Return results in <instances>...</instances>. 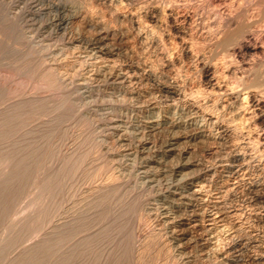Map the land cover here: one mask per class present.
I'll use <instances>...</instances> for the list:
<instances>
[{
	"label": "rangeland",
	"instance_id": "rangeland-1",
	"mask_svg": "<svg viewBox=\"0 0 264 264\" xmlns=\"http://www.w3.org/2000/svg\"><path fill=\"white\" fill-rule=\"evenodd\" d=\"M112 1L109 0L111 11L107 0H0V264H264V160L244 161L240 157L251 149L253 152L255 146L248 145V139L238 143L227 136V141H218L226 145L208 144L209 151L204 145L183 144L181 148L192 152L191 157L200 163L199 168L192 169L190 181L181 182L182 176L178 174L168 173L170 177L164 178L163 170V180L159 177L156 180L160 181L150 183L143 177L142 148L149 146L147 149L153 155L168 134L152 136L143 131L136 135L134 130L138 122L149 116L147 100L156 96L159 82L171 81L170 77L181 67V74L184 70L190 73L187 77L195 75L193 79L189 77L193 81L190 82L184 74L190 92L197 89L194 81L200 77L197 64L192 63L194 59L185 55L182 62H176L177 53L172 51L176 44L170 33L140 27L138 21L145 22L144 7L169 8L176 25L183 27L181 16L193 13L192 8L196 10L198 4H203L200 12L205 16L206 27L211 23L212 28L217 26L216 14L232 12L231 8L238 13L244 8L248 19L262 14L264 41V0H224L226 4L223 0ZM116 7L121 15L114 10ZM121 10L129 13L124 12L128 20ZM90 22H94V27ZM140 32L143 39L138 36ZM161 33L166 34L158 38ZM147 35L152 36L148 39ZM100 41L105 48L116 51L113 64L118 71L132 65L133 69L139 68L129 84L134 83L127 86L130 90L93 80L100 62H106L93 52L98 47L94 44ZM171 44H175L173 49ZM165 48H169L167 54ZM145 66L150 67L148 71ZM150 73L161 80H157V85ZM86 78L89 89L82 86ZM122 89L128 94L124 98ZM167 99L163 98L159 105L167 108L174 104ZM144 107L145 111L141 109ZM121 119L127 121L126 126L135 123L129 134L125 133L129 144L120 142L119 135L110 128L112 122ZM252 152L249 156H254ZM127 153L130 158L125 157ZM168 164L163 162L162 167ZM190 184L198 193L192 196L191 203L171 196L174 190L187 192ZM202 210L207 218L202 220V228L193 230L192 239L201 238H194L193 243L191 237L183 235L184 228L169 226L170 220L178 224L183 218L203 213ZM179 237V241L175 239ZM34 243L37 249H32Z\"/></svg>",
	"mask_w": 264,
	"mask_h": 264
},
{
	"label": "bare ground",
	"instance_id": "bare-ground-1",
	"mask_svg": "<svg viewBox=\"0 0 264 264\" xmlns=\"http://www.w3.org/2000/svg\"><path fill=\"white\" fill-rule=\"evenodd\" d=\"M96 1V0H95ZM100 1V0H99ZM102 1H106V0H102ZM109 2V0H107ZM112 0H110L111 2ZM115 1V0H114ZM112 1V2H114ZM121 0H119L118 2H120ZM123 1V0H122ZM127 2V0H125ZM135 2L134 0H130ZM171 1V0H170ZM193 1V0H192ZM199 1V0H197ZM227 1V0H226ZM223 0L222 3L226 2ZM237 1V0H236ZM244 1V0H243ZM109 2V4H111ZM148 2V1H147ZM158 2V1H157ZM161 2V1H160ZM177 2V1H175ZM196 2V1H194ZM203 2V0H202ZM105 3V2H104ZM115 3V2H114ZM123 4V2H121ZM120 3V4H121ZM132 3V2H131ZM130 3V4H131ZM146 2H144L145 4ZM152 3V2H151ZM150 3V4H151ZM156 3V2H155ZM162 3V2H161ZM211 2L208 3V5H210ZM240 3V2H239ZM242 3V2H241ZM250 3V2H249ZM119 3H116L117 6ZM125 4V2H124ZM127 4V3H126ZM129 4V3H128ZM158 4V3H157ZM163 4V3H162ZM182 4V2H181ZM185 6H189L187 5L188 3H185ZM190 6L193 5L192 3H189ZM226 4V3H224ZM258 4V3H257ZM108 6V3L106 4ZM115 5V4H114ZM113 5V6H114ZM139 5V4H138ZM141 5V4H140ZM148 5V4H147ZM228 5V4H227ZM242 5V4H241ZM243 5H245L243 3ZM249 5V4H248ZM253 5V4H252ZM259 5V4H258ZM56 6V5H55ZM145 6V5H143ZM142 6V7H143ZM161 6V4H160ZM165 6V5H164ZM184 6V4H183ZM218 6V5H217ZM230 6V5H229ZM236 5H234L235 7ZM246 6V5H245ZM251 6V5H250ZM57 7V6H56ZM111 11L113 9L112 4H111ZM124 7V6H122ZM129 7V6H128ZM141 7V8H142ZM193 7V6H192ZM223 7V6H222ZM231 7V6H230ZM233 7V5H232ZM240 7V6H239ZM238 7V9H239ZM243 7V6H242ZM258 7V6H257ZM260 7V6H259ZM115 8V7H114ZM118 7H116L117 10ZM121 9V7H119ZM125 8V7H124ZM140 8V7H139ZM146 9V11L143 9L144 16L145 17V22H139L140 23V27H146V29L148 30L149 28H155L156 30L159 29V31H165L170 33L169 35H171L173 41L176 44L175 50H172L174 52L177 53V55H174V57L176 56V62H182L181 59L182 57H187V58H191L194 59L192 61V63L197 64L196 67H198L197 73H200V77L199 79H196L194 81V87L197 88L196 90H192L190 92H188L187 88L190 86H187L189 83L187 82V80L189 79V77L191 79H193L192 77H194L195 75L191 74V76L187 77L188 73L184 70H182L184 73L181 74V70L182 69L180 67V69L176 68L177 65H175L176 70L178 69V72L176 73L175 76L170 77L171 81H168L167 83H160L159 82V91L157 92V94L159 93V96L154 95V97H152L153 99L147 100L149 101V105H147L150 109H148V113L149 116L146 117V120L142 121V122H138V126L134 129L137 132L136 135L141 134V132L143 131H148L149 134H159V133H167L168 135L166 136L167 138L165 139L164 142H162L161 144L162 147L160 148V150L155 151V153L152 155H150L149 150L145 147V145L142 148V155L144 157V167L142 168L144 170L143 172V177L144 178H148L147 180L150 183H155L156 181H160V180H156L159 177H167L169 176V174L172 176V174H178L181 175L183 180H180V178L178 180H180L181 182H183L184 180L187 181L189 180V178L192 176V169L198 167L199 168V161H197L196 159L191 157V153L189 152L188 149H183V147L181 148V146L184 144H197L198 145H204L203 147L206 148V146H210L208 144H214L216 142H220L222 140H224L227 137H230V139L235 140L236 142L239 143L240 140L242 141H247L248 139V145H254L255 149H253L254 151V156H249V153L252 152V149L250 152H248L247 155L240 156L243 158V160H248V159H257L259 162H262L264 160V41L262 40V35H263V31L261 30V24L263 23V19H260L262 14L259 16V18L256 19L254 17V19H251V17L248 19V16L244 12V8H242L240 12L238 13H234L233 8L232 12H227L229 10L226 11L225 9V13L222 14H216V23L217 26H215L214 28L213 25L210 27H206V23H205V19H203V13H201L200 11H202L203 8V4H198L197 8H195L196 10H194V8H192V12L193 13H189L184 15L182 17V20L184 22V26L183 27H179V25L177 26L175 23L174 14L168 13V9H165L166 7H164V9H161L162 7H156V8H151L149 9L148 6L144 7ZM148 8V9H147ZM184 8V7H183ZM187 8V7H186ZM206 8V7H205ZM216 8V7H215ZM225 8V7H224ZM228 8V6H227ZM236 8V7H235ZM234 8V10H235ZM126 9V8H125ZM132 9V7H131ZM181 9V8H180ZM179 9V10H180ZM207 9V8H206ZM222 9V8H221ZM230 9V8H229ZM256 9V8H255ZM124 10V9H122ZM121 10V11H122ZM128 10V9H127ZM185 10V8H184ZM187 10V9H186ZM191 10V9H190ZM205 10V9H204ZM118 11V10H117ZM181 11V10H180ZM188 11V10H187ZM214 11V10H213ZM256 11V10H255ZM264 11V10H262ZM116 12V11H114ZM123 12V11H122ZM125 12V11H124ZM123 12V13H124ZM137 12V11H136ZM177 12V11H176ZM190 12V11H189ZM220 12V11H218ZM253 12V11H252ZM113 13V12H111ZM118 13L121 15V12L118 11ZM127 14H129L128 12H125ZM124 13V15H125ZM133 13H135V11H133ZM254 13V12H253ZM114 14V13H113ZM119 14L116 15L118 16ZM138 14V13H137ZM178 14V13H177ZM181 14V13H179ZM115 15V17H116ZM123 15V14H122ZM174 15V16H173ZM254 15V14H253ZM91 16V15H90ZM129 16V15H127ZM133 15L131 14V17ZM135 16V15H134ZM137 16V15H136ZM135 16V17H136ZM255 16V15H254ZM17 17V16H15ZM121 17V16H120ZM126 17V15H125ZM124 17V18H125ZM139 17V16H138ZM141 18H143L142 16H140ZM139 17V18H140ZM179 17V15H178ZM205 17V16H204ZM130 18V17H129ZM139 18H137L139 20ZM140 18L141 21H143ZM177 18V17H176ZM211 18V17H210ZM213 18V17H212ZM119 19V18H118ZM123 19V16H122ZM121 19V20H122ZM135 19V18H134ZM136 19V20H137ZM92 20V19H91ZM125 20V19H124ZM123 20V21H124ZM126 20L127 17H126ZM178 20V18H177ZM103 21V20H102ZM105 21V20H104ZM103 21V22H104ZM130 21H133V19H130ZM213 21V20H212ZM16 22V21H15ZM14 22V23H15ZM85 22V21H84ZM132 22V24H133ZM177 22V21H176ZM211 22V21H210ZM92 23V22H90ZM94 23V22H93ZM92 23V25H93ZM99 22H97L98 24ZM126 23V21H125ZM131 23V22H128ZM178 23V22H177ZM16 24V23H15ZM67 24V23H66ZM143 24V25H142ZM180 24V23H178ZM17 25V24H16ZM60 25V24H59ZM96 25V24H95ZM99 25V24H98ZM126 25V24H125ZM138 25V24H137ZM138 25V26H139ZM264 25V24H263ZM97 26V25H96ZM128 26V25H127ZM135 26V27H138ZM182 26V25H181ZM68 27V26H67ZM78 27V26H77ZM94 27V25H93ZM100 27V26H99ZM119 27V26H118ZM124 28V26H122ZM92 28V27H91ZM128 28V27H127ZM263 28V27H262ZM100 29V28H99ZM103 29V28H102ZM126 29V28H125ZM142 29V28H141ZM168 29V30H167ZM104 30H106L104 28ZM104 30H102L104 32ZM113 30V29H112ZM134 30V29H133ZM137 30V28H136ZM145 30V29H143ZM146 30V31H147ZM150 30V29H149ZM156 30H152V33H154ZM102 31H100L99 33H101ZM139 31V30H138ZM154 31V32H153ZM107 32V31H106ZM110 32V31H109ZM124 32V31H123ZM130 32V29L129 31ZM144 34V31H142ZM150 32V31H149ZM125 33V32H124ZM123 33V34H124ZM132 33V32H131ZM148 34V32H146ZM158 33V32H157ZM167 33V34H168ZM103 35H105V33H102ZM107 34V33H106ZM116 34V33H115ZM120 34V33H119ZM118 34V35H119ZM128 34V33H127ZM150 34V33H149ZM164 34L166 33H161L159 34L157 37L160 38V35H162L161 37L164 36ZM99 35V34H98ZM113 35V34H112ZM137 35V34H136ZM155 35V34H153ZM107 36V35H106ZM125 36V35H124ZM138 36L140 37V39H143L142 33H138ZM148 36V35H147ZM152 36V35H151ZM148 36V39L151 37ZM156 36V35H155ZM101 37V35H100ZM103 37V36H102ZM170 36H168L169 38ZM79 38V37H78ZM106 38V37H105ZM105 38L100 39V40H105ZM131 38V36H130ZM154 38V37H152ZM165 38V37H164ZM128 39V38H126ZM146 39V42L148 41L147 38L145 37L144 40ZM157 38H155L156 40ZM162 39V38H161ZM160 39V40H161ZM171 39V38H170ZM171 39V41H172ZM264 39V38H263ZM130 40V39H129ZM133 40V37H132ZM137 40V39H136ZM143 40V41H144ZM159 40V39H158ZM157 42H161L160 44H162V41H158ZM163 40V39H162ZM80 41V40H79ZM92 41V40H91ZM97 41V39L95 40ZM128 41V40H127ZM131 41V40H130ZM142 41V40H141ZM84 42V41H83ZM90 42V41H89ZM88 42V43H89ZM94 43V41H92ZM135 42V41H134ZM133 42V43H134ZM145 42V41H144ZM149 42V41H148ZM155 42V41H154ZM165 42V41H164ZM168 42V41H166ZM170 42V41H169ZM173 42V43H174ZM96 43V42H95ZM103 41L98 42L95 45H98V47H92L93 48V52H96V54H98L103 61L106 62H100V65L98 66V72L94 75V79L93 80H98V82H111V83H115L127 87L128 84L133 81L136 77L135 75L137 74L138 69L135 68H131L133 67V65L131 67H126L124 68V70L122 71H118L117 66H114L113 63H115L116 58L114 57V55H116V51H112L109 48H105L104 45L102 46L101 44H103ZM112 43V42H111ZM126 43V42H125ZM129 43V42H128ZM81 44V43H80ZM153 44V42H152ZM150 44V45H152ZM158 44V43H157ZM155 44V46L157 45ZM175 44H171L172 45V49H173V45L175 46ZM93 45V44H92ZM100 45V46H99ZM147 45V43H146ZM166 45V44H165ZM168 45V44H167ZM166 45V47H167ZM170 45V44H169ZM168 45V46H169ZM202 49V47L204 48L202 51H204L203 53L205 54H200L202 51L200 49V47ZM134 46V45H133ZM140 46V45H139ZM115 47V46H114ZM142 47V46H141ZM154 47V46H153ZM160 47V46H159ZM158 47V48H159ZM163 47V45H162ZM161 47V48H162ZM79 48V47H78ZM111 48V47H110ZM150 48V47H148ZM155 48V47H154ZM159 48V49H161ZM87 49V48H86ZM131 49V48H130ZM145 49V48H144ZM143 49V50H144ZM167 49V48H165ZM119 50V49H118ZM132 50V49H131ZM148 50V49H147ZM164 50V49H163ZM168 50V51H167ZM166 54L169 52V48L167 49ZM129 51V50H127ZM133 51V50H132ZM157 51V50H156ZM159 51V50H158ZM201 51V52H200ZM92 52V53H93ZM126 52V51H125ZM137 52V51H135ZM127 53V52H126ZM123 54V55H126ZM146 53V52H144ZM151 53V52H150ZM163 52H161L162 54ZM165 53V52H164ZM172 53V52H171ZM95 54V55H96ZM97 55V56H98ZM146 55V54H145ZM154 55V54H153ZM158 55V54H157ZM156 55V56H157ZM164 55V54H163ZM172 55V56H173ZM210 55V56H208ZM137 56V55H136ZM139 56V55H138ZM149 56V55H148ZM171 56V55H170ZM171 56V57H172ZM133 57V56H132ZM144 57V56H143ZM160 57V56H159ZM162 57V56H161ZM164 57L167 58V56L165 55ZM171 57L168 56V58L170 59ZM96 58V56H95ZM115 58V59H114ZM130 58V57H129ZM141 58V57H140ZM151 58V57H150ZM165 58V59H166ZM135 59V58H134ZM142 59V58H141ZM164 59V58H161ZM168 59V60H169ZM173 59V58H172ZM150 60V59H149ZM148 60V61H149ZM154 60V59H153ZM157 60V59H156ZM186 60V59H185ZM184 60V61H185ZM98 61V60H97ZM119 61V60H118ZM117 61V62H118ZM151 61V60H150ZM167 61V59H166ZM165 61V62H166ZM171 61V60H169ZM168 61V62H169ZM189 61V60H188ZM90 62V61H89ZM146 62V61H145ZM164 62V63H165ZM97 63V62H96ZM140 63V62H139ZM144 63V62H143ZM150 64H152L151 62H149ZM147 63V64H149ZM155 63V62H154ZM153 63V64H154ZM187 63V62H186ZM190 63V62H189ZM131 64V63H129ZM136 64V63H135ZM146 64V65H147ZM168 64V63H167ZM172 64V62L170 63ZM185 64V63H184ZM96 65V64H95ZM116 65V64H115ZM139 65V64H137ZM166 65V64H165ZM164 65V66H165ZM174 65V64H173ZM180 65V64H179ZM178 65V66H179ZM191 65V63L189 64V66ZM96 66V67H97ZM148 66V65H147ZM181 66H183L181 64ZM187 66V67H189ZM194 66V65H193ZM92 67V66H91ZM141 67V66H140ZM146 67V66H145ZM153 67V66H152ZM157 67V65H156ZM192 67V65H191ZM55 68V67H54ZM150 68V67H149ZM148 68V69H149ZM170 68V67H169ZM174 68V67H173ZM190 68V67H189ZM188 68V69H189ZM49 69V67L47 68ZM46 69V70H47ZM58 69V68H57ZM120 69V68H119ZM142 69V68H141ZM144 69V67H143ZM147 67L146 70L148 71ZM162 69V68H161ZM168 69V68H167ZM184 69V68H183ZM186 69V67H185ZM191 69V68H190ZM194 69V68H193ZM51 70V69H50ZM54 70V69H53ZM157 70V69H156ZM159 70V69H158ZM157 70V71H158ZM192 70V69H191ZM91 71V68H90ZM143 70H141L140 72H142ZM145 71V70H144ZM143 71V73H144ZM152 71V70H151ZM150 71V72H151ZM160 71V70H159ZM161 76V72H159ZM169 71V70H168ZM188 71V70H187ZM195 71V69H194ZM193 71V72H194ZM47 72V71H46ZM50 72V71H49ZM52 72V71H51ZM56 72V70H55ZM54 72V73H55ZM61 72V71H60ZM93 72H95V70L93 69ZM138 72V73H140ZM185 72L187 80H185ZM53 73V72H52ZM90 73V72H89ZM196 73V72H195ZM51 74V73H50ZM62 74V73H61ZM145 74V73H144ZM148 74V73H147ZM152 77L153 73H150ZM167 74V73H166ZM170 74V73H169ZM44 75V74H43ZM46 75V74H45ZM49 75V73H48ZM87 75V74H85ZM139 75V74H138ZM142 75V73H141ZM155 75V74H154ZM157 75V74H156ZM163 75V74H162ZM184 75V76H183ZM190 75V73H189ZM197 75V74H196ZM47 76V75H46ZM169 76V75H168ZM172 76V75H171ZM50 77V75H49ZM92 77V76H91ZM139 78V76H137ZM142 78V76H140ZM48 78V76H47ZM51 78V77H50ZM53 78V77H52ZM57 78V77H56ZM59 78V77H58ZM61 78V76H60ZM59 78V80H60ZM147 78V77H146ZM154 78L155 83L157 82L158 77H152ZM140 79V78H139ZM145 79V77H144ZM143 79V81H144ZM151 79V78H150ZM163 79V78H162ZM153 80V79H152ZM169 80V79H168ZM52 81V80H51ZM55 81V80H54ZM89 80H84V82H82V86L83 88L89 89L88 88V82ZM136 81V80H135ZM161 81V80H159ZM164 81V80H163ZM190 81V79H189ZM46 82V81H45ZM151 82V81H150ZM166 82V81H165ZM193 82V81H190ZM58 83V81H57ZM110 83V84H111ZM134 83V82H133ZM131 83V84H133ZM152 83V82H151ZM158 83V82H157ZM156 83V85H157ZM129 84V86L131 85ZM136 84V83H135ZM154 84V82H153ZM193 84V83H192ZM138 85V84H137ZM81 86V84H80ZM116 86V85H115ZM133 86V85H132ZM193 85H191L192 87ZM128 88V87H127ZM131 88V87H129ZM128 88V89H129ZM156 88V87H155ZM186 88V89H185ZM82 89V88H81ZM120 89V88H119ZM140 89V88H139ZM115 90V89H114ZM123 90V89H122ZM127 90V89H126ZM130 90V89H129ZM156 90H158L156 88ZM155 90V91H156ZM124 91V90H123ZM135 91V90H134ZM109 92V91H108ZM133 91H131L132 93ZM136 92V91H135ZM149 92V91H148ZM110 93V92H109ZM120 93V92H119ZM130 93V94H131ZM137 93V92H136ZM153 93V92H150ZM113 94V93H112ZM124 96L123 98L126 96L127 92L124 91ZM147 94V93H146ZM128 95V94H127ZM133 95V94H132ZM152 95V96H153ZM138 96V95H137ZM134 96V97H137ZM148 96V95H147ZM132 97V96H131ZM133 97V98H134ZM151 97V95H150ZM171 99L174 104L170 107L164 108L162 106H160L159 104H161V101L163 98L167 99V98ZM126 98H130L126 97ZM125 98V100H126ZM133 98H131L133 100ZM138 101L142 100L143 98V94L141 97H138ZM149 99V98H147ZM122 100V98H121ZM168 100V99H167ZM124 101V100H122ZM122 101H118V102H122ZM128 101V100H127ZM126 101V102H127ZM144 101V100H143ZM117 102V103H118ZM133 102V101H132ZM145 104L148 103L146 101H144ZM144 102H141L142 105L144 104ZM124 102L121 103V105ZM116 105V104H115ZM124 105V104H123ZM128 106V105H127ZM141 106V104H140ZM117 107V106H116ZM143 107V106H142ZM140 108V107H139ZM138 108V109H139ZM143 111H145V107L144 109L141 108ZM139 109V110H141ZM141 110V111H142ZM110 113V112H109ZM137 113V112H135ZM123 114V113H122ZM115 120V119H114ZM125 120V119H124ZM113 125H111L112 128L111 130H114V132H116L119 135V141L122 143H127L128 142V138H126L125 133L129 134L128 130L134 127L133 125L131 126H126L127 125V121H123L121 120H116L115 122H112ZM190 130V132H189ZM130 131V130H129ZM111 132V131H110ZM134 133V134H135ZM144 133V132H143ZM146 133V132H145ZM131 134V133H130ZM133 134V133H132ZM117 135V136H118ZM144 135V134H143ZM141 135V136H143ZM160 135V134H159ZM112 136V134H111ZM116 136V135H115ZM144 137H142L143 140ZM136 139V138H135ZM229 138H226V141ZM141 140V138H140ZM229 141V140H228ZM231 141V140H230ZM234 141V142H235ZM218 145L220 146L222 143L223 145L224 142H221V144ZM241 142V141H240ZM226 143V142H225ZM229 143V142H228ZM242 143V142H241ZM244 143V142H243ZM157 144V143H156ZM217 144V143H216ZM231 144V142L229 143ZM247 144V142L245 143ZM142 145V144H141ZM147 145V144H146ZM238 145V144H237ZM240 145V144H239ZM193 146V145H192ZM196 146V147H197ZM229 146V145H228ZM233 146V144L231 145ZM244 146V145H243ZM246 146V145H245ZM156 147V146H155ZM201 147V146H200ZM214 147V145H213ZM218 147V146H217ZM221 147V146H220ZM242 147V146H240ZM250 147V146H249ZM252 147V146H251ZM250 147V148H251ZM128 148V147H127ZM152 148V147H151ZM208 150V148H206ZM205 149V150H206ZM243 149V148H242ZM247 149V148H246ZM245 149V150H246ZM206 150V151H207ZM210 150V149H209ZM208 150V151H209ZM215 150V149H214ZM228 150V149H227ZM244 150V151H245ZM193 151V150H192ZM216 151V150H215ZM148 152V153H147ZM246 152V151H245ZM252 152V153H253ZM247 153V152H246ZM139 154V153H138ZM235 154V153H234ZM239 154V153H238ZM242 154V153H241ZM136 155V154H135ZM149 155V156H147ZM129 157L131 156L130 153H127L125 155V157ZM138 156V155H137ZM213 156V155H212ZM216 156V155H215ZM238 156V155H237ZM4 157V156H3ZM136 157V156H135ZM139 157V156H138ZM236 157V156H235ZM133 158V157H132ZM196 158V157H195ZM177 159L179 161H177ZM240 159V158H239ZM130 160V159H129ZM132 160V159H131ZM137 160V159H135ZM134 160V161H135ZM236 160V158H235ZM244 160V161H245ZM133 161V160H132ZM170 162V165L168 164L165 165V167L163 168V162ZM237 161V160H236ZM235 161V162H236ZM239 161V160H238ZM242 162V161H241ZM251 162V161H250ZM256 162V161H255ZM258 162V163H259ZM5 163V161H4ZM233 163V162H232ZM239 163V162H237ZM236 163V164H237ZM6 164V163H5ZM235 164V163H234ZM235 164V165H236ZM261 164V163H260ZM259 164V165H260ZM7 165V164H6ZM10 165V164H9ZM245 165V164H244ZM251 165V164H250ZM258 165V166H259ZM264 165V164H263ZM231 166V164H230ZM229 166V167H230ZM233 166V165H232ZM255 166V165H254ZM154 167V168H153ZM234 167V166H233ZM9 168V167H8ZM197 168V169H198ZM262 168V167H261ZM196 169V170H197ZM240 169V168H238ZM245 169V168H244ZM164 170V174H168V175H164L161 176L162 171ZM204 171V169H202ZM5 171V170H4ZM195 171V170H193ZM200 171V170H199ZM198 171V172H199ZM142 172V171H141ZM140 172V174H141ZM197 172V174H198ZM196 173V171L194 172ZM201 173V171L199 172V174ZM196 174V175H197ZM198 174V175H199ZM4 175V174H3ZM14 175V174H13ZM6 176H8L6 174ZM5 176V177H6ZM175 176V175H174ZM195 176V175H194ZM170 177V176H169ZM3 178V177H2ZM159 178V179H160ZM196 178V177H195ZM53 179V178H52ZM192 179V178H191ZM48 180V179H47ZM51 180V179H50ZM161 180H163L161 178ZM190 181V180H189ZM10 182V181H9ZM50 182V181H49ZM178 182V181H177ZM180 182V183H181ZM46 183V182H45ZM179 183V182H178ZM43 184V183H42ZM188 184V183H187ZM192 184V182H191ZM190 184V187L188 188V191H193L194 190V186H192ZM157 185V184H156ZM195 185V183H194ZM45 186V185H44ZM184 186V185H183ZM181 187V186H180ZM46 189V188H45ZM181 189V188H180ZM183 189V188H182ZM44 190V188H43ZM186 190V189H185ZM201 190V189H200ZM199 190V191H200ZM173 191V190H172ZM187 192H178L177 190L174 192H170L171 196H178L180 198V201H190L192 199V196L195 197L198 193L197 190L195 188V190L193 191L194 193H187ZM201 192V191H200ZM199 192V193H200ZM48 193V192H47ZM201 194V193H200ZM177 197V198H178ZM169 199V198H168ZM195 199V198H194ZM172 200V199H171ZM197 200V199H195ZM262 201V200H261ZM174 203V201H173ZM191 203V201H190ZM189 203V204H190ZM262 203V202H261ZM191 207V206H190ZM198 208V207H197ZM196 209V208H194ZM179 210V209H178ZM195 211V210H193ZM192 211V212H193ZM203 211V210H202ZM200 212V211H199ZM195 213V212H194ZM197 213V212H196ZM204 213V214H203ZM203 213H197L194 214L192 216H190L188 219H182L178 224H176L177 222H174L173 220L169 222V226H179L180 228H184L182 229L185 230L186 232L183 234L185 237H191L193 230L194 229H200L202 228V220L206 219L207 216L205 215V212L203 211ZM210 214V213H208ZM186 215V214H185ZM211 215V214H210ZM181 216V215H180ZM185 217V216H184ZM171 218V217H170ZM180 218V217H179ZM209 218V217H208ZM166 219V218H165ZM177 219V218H176ZM174 219V220H176ZM212 221V218L211 220ZM219 221V220H218ZM216 221V222H218ZM168 222V221H167ZM166 222V223H167ZM209 223V222H208ZM204 224V223H203ZM216 224V223H215ZM166 225V224H165ZM168 225V223H167ZM205 225V224H204ZM205 228V226H204ZM207 228V227H206ZM218 228V227H217ZM208 231V230H207ZM223 231V230H222ZM206 233V232H205ZM208 235V233H206ZM183 235L181 237H183ZM46 236V235H45ZM194 236V234H193ZM212 236V235H211ZM203 237V236H202ZM210 237V236H209ZM195 238V237H194ZM193 238V239H194ZM200 238V237H198ZM197 236L195 238L198 239ZM175 239H179V238H175ZM192 243H193V240ZM201 239V238H200ZM209 239V238H208ZM208 239L205 240L206 244L205 248L208 246ZM41 240V239H40ZM45 240V238H44ZM47 240V239H46ZM45 240V242H46ZM178 240V241H179ZM182 240V239H181ZM187 241V240H186ZM191 242V241H190ZM199 242V241H196ZM204 242V243H205ZM189 244V243H188ZM179 245L181 246V244L179 243ZM35 243L33 245V248L35 247ZM43 246V245H42ZM46 246V245H45ZM203 246V244H202ZM31 247V246H30ZM37 249V246L35 247ZM39 248V247H38ZM204 248V249H205ZM26 249V248H25ZM203 249V248H202ZM207 250V249H205ZM28 251V250H27ZM35 251V250H33ZM204 251V250H203ZM23 252V251H22ZM21 252V253H22ZM206 252V251H205ZM27 253V252H26ZM25 253V254H26ZM34 253V252H32ZM30 254V253H28ZM23 256V255H21ZM20 257V256H19ZM18 259V258H17ZM13 264V263H12ZM29 264V263H28Z\"/></svg>",
	"mask_w": 264,
	"mask_h": 264
}]
</instances>
